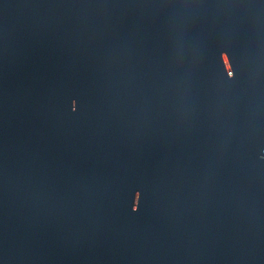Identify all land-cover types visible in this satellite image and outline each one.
Masks as SVG:
<instances>
[{
  "label": "water",
  "instance_id": "water-1",
  "mask_svg": "<svg viewBox=\"0 0 264 264\" xmlns=\"http://www.w3.org/2000/svg\"><path fill=\"white\" fill-rule=\"evenodd\" d=\"M0 264H264V0H0Z\"/></svg>",
  "mask_w": 264,
  "mask_h": 264
},
{
  "label": "clouds",
  "instance_id": "clouds-1",
  "mask_svg": "<svg viewBox=\"0 0 264 264\" xmlns=\"http://www.w3.org/2000/svg\"><path fill=\"white\" fill-rule=\"evenodd\" d=\"M138 209V205L136 206V208L133 209V211H136Z\"/></svg>",
  "mask_w": 264,
  "mask_h": 264
}]
</instances>
